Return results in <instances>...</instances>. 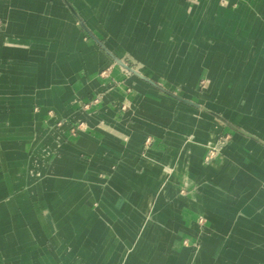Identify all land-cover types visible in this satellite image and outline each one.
<instances>
[{"label":"crops","instance_id":"crops-1","mask_svg":"<svg viewBox=\"0 0 264 264\" xmlns=\"http://www.w3.org/2000/svg\"><path fill=\"white\" fill-rule=\"evenodd\" d=\"M202 1L212 9L190 16L186 0H0V264H88L95 250L109 251L115 264H264V129L247 128L255 118L264 120V79L255 86L259 95L230 92L254 89L233 78L251 70V53L259 55L256 67L264 74V12L257 7L264 9V0L256 1V24L240 18L238 36L250 41L249 48L227 50L220 68L212 59L203 65L200 49L207 45L213 58L218 46H228L236 22L225 11L241 5L232 0L217 18L221 0ZM42 40L51 41L48 54L18 47ZM93 40L106 42L108 53ZM125 54L141 73L129 79L118 64L114 83L102 80L100 74ZM170 88L188 95L191 89L201 102L173 100ZM100 96L96 112L82 111ZM178 100L205 105L213 118L222 112L230 140L207 169L186 160L184 146L191 134L201 157L202 146L217 141L207 127L215 119L202 121L205 114L188 104L198 113L190 110L191 121L181 119L185 107L170 110ZM77 122L83 130L67 142ZM58 141L62 153L56 156ZM46 148L47 170L38 179ZM168 165L171 177L163 171ZM93 183L111 184L131 207L147 210L149 222L130 206L129 220H119L121 206H115L106 227L92 211ZM105 191L95 188L97 199ZM163 213L165 223L158 220ZM97 227L105 238L121 227L135 239L100 247L92 234ZM75 238L80 244H72ZM63 245L69 252L61 257ZM125 249L133 250L121 260Z\"/></svg>","mask_w":264,"mask_h":264},{"label":"rangeland","instance_id":"rangeland-1","mask_svg":"<svg viewBox=\"0 0 264 264\" xmlns=\"http://www.w3.org/2000/svg\"><path fill=\"white\" fill-rule=\"evenodd\" d=\"M72 1H78V0H72ZM84 1H86V2L90 1L91 2V1H97V0H84ZM100 1L106 3L107 0H100ZM199 1H197V0H186V3L184 5V8H185L184 12H186V13L187 12H190V14H189L190 16H195L196 15L195 10H197V9H199L202 12L203 11H207L208 9H210V10L212 9V8H209L208 7V3L207 2H204V1L199 2ZM216 1H218V0H216ZM256 1L257 0H250V6H251L250 12L252 14H255V12L256 13L258 12V8H256V6H257ZM198 2H199V4H198ZM230 2H232V0H221L220 1V4L221 5H218V6H220V8H216L217 10L215 12L216 13L215 16L217 18L223 17V16H221V13H220L221 11L223 12V10H225V9H228L229 10V6H230L229 4H230ZM257 7H259V11H260V6H257ZM231 10H233L235 12L237 11L236 9H233V8ZM89 37L90 36H86V40L90 41V38ZM95 43L98 44L97 46L101 50H104L105 52L108 53V51H107V45H105L106 42H100L99 41V42H95ZM50 44H51V41L50 40H42V41H36V42H26V43H22L18 47L23 48L25 50H29L30 52L34 50V51H40L41 53L48 54V52L50 50ZM258 57H259V55L257 53H251L249 55V58L251 60V61L249 60L250 69L251 70L248 73H240V74H236V75L233 74L234 80L239 81V80H237V78L238 79L241 78V79H243V81H245V82L247 81L248 84L246 83V86H248V85L249 86H254V89H252V88H245V89L242 90L241 88H237V89H234V90H230V92L233 91V96L241 97L243 95L242 93H244V95H247V93H250L251 94L253 92H255L254 95H259V92L260 91H257L256 88H255V86H261V83H262V81L264 79V77H263L264 74L262 72H259L258 69H257V67H256V61L258 60ZM118 61H120V60H118ZM121 63L125 64L128 69L134 71L135 73L136 72L141 73V71H142V66H140L139 64H137L127 54H125L122 57ZM116 65H118V63H117L116 60H114L113 64L110 63V66L108 68H106L104 72H102L100 74V78L102 80H110L111 82L114 83V77H113V75L116 74L115 73ZM124 70H125V72L122 71L121 74H123L124 76H127V78H129V79L132 78L133 75H135L132 72H130L129 70H126V69H124ZM228 77H230V73L228 74ZM203 82H204V80H203ZM166 90L172 95V96L170 95L169 97L171 99H173V100H175V97L184 98L185 100H190V96L191 95L186 94L183 90L171 89V88L170 89H166ZM131 91L132 90L130 89V91L128 93L130 94ZM222 95H223V93L220 94L219 96H222ZM229 95L232 96V94H228V96ZM103 98H104V96H100L97 99H95L94 101L85 104L84 105V108H82V111H84V112H87V111H94V112H96V109L100 105V103L102 102ZM183 105L184 106H187L186 103L183 104L182 101H179L178 100L174 105H172V106L170 105V110H174L176 112V109L179 108L180 106L181 107H184ZM241 106L242 105H232L233 108L235 107L237 109L241 108ZM197 107H198V109H196V110H198L200 113H202V114L204 113L205 115H210L211 114L209 108H207L205 105L198 104ZM218 107L220 108V110H222V109H224L225 106L222 105V106H218ZM227 107H229V106H227ZM37 111H38V109H37ZM218 115L219 116H216V118L214 117L215 120L212 121V122H209L208 123V126H207L209 128H212L213 131L218 134L216 143L214 145H212V146H208V147H205V148H203V146H202V148H201L202 149L201 150V157H199V156H197L199 154L196 151L197 149L196 148H192L193 145L196 144L195 143V140H194L195 138L191 134H190V136L188 135V137L186 138V141H185V146H184V153H185L184 155L186 156V158H185L186 160H188L190 162H194L192 160H194V158L197 157L200 160L204 159L207 163H209L212 160L217 159L219 156L222 155V153L226 149L224 147L227 145L228 141L230 140V136L231 135H228V134L224 133L225 130L227 131V126H226V122L222 119V112H221V114L218 113ZM49 116L55 117V113L54 112H50L49 113ZM198 116H200V115H198ZM201 118H202V121L207 119L205 116H201ZM66 121L67 120H65L63 122H59L58 123V128H60V126L62 124L64 125L66 123ZM83 125L84 124H81L79 122H77L76 125H73L72 126V129H71V132H70L71 133L70 134V137L68 139H66V141L67 142H71L72 140L79 138L80 133L83 130ZM205 127H206V125H205ZM57 144H58V148H57V151H56V156H59L62 153V148L60 146L63 143L58 141ZM151 144H152V141H151V143L149 141V143H147L145 145L146 147H144V152H143V155H142V157L144 159H146V155L148 154V151L150 149ZM47 150H48V148H46V156H43L41 154V157H40V163H41L40 164V169L39 170L38 169L35 170V178L42 179L44 177L45 171L47 170L46 167H47L48 161H49V160L44 159L45 157L48 156V151ZM191 157H192V160H191ZM81 159H80L81 161H85V157L84 156H82ZM170 165H168L167 168L165 170H163V171L165 172V174L167 172V175L171 177L173 175V173H172V170H171V166ZM172 169H173V167H172ZM75 171L73 170V172H75ZM102 185H98V184L93 183V184H90L89 187H88V193H89L88 196H90L92 198V200H93V201L90 202V204L93 205L92 211H94L95 213L98 214L97 219L100 220L101 222H104L103 224L106 225V227L107 226L111 227V220H112V218H111V215H109V213L112 214V211L115 209L114 208L115 206H121V209L119 211L122 212L123 217L120 218L119 220H122V221L129 220L128 215H127L128 214V211L127 210H128V207L130 206V203L128 202V200L121 199L118 195H116L114 193V191L112 190V187L113 186L111 184L110 185L102 184ZM98 187H104V188H106V191L104 193V196L101 195L99 197V199H97V195H95V192H94L95 188H98ZM113 199H115V200H113ZM117 200H120V201H117ZM121 202H122V204H120ZM131 208L133 210H137V212L141 213V215L146 219V221L149 222L150 217H148L147 214H146L147 210H144V209L143 210H140L141 208L138 209L137 207L134 206V203H133V206ZM115 212H117V211H115ZM200 224H201V227L204 226L203 225L204 224L203 223V220L200 221ZM134 225H136V226L138 225L137 227L139 229L142 228V226L139 227L140 224L137 221H134ZM139 234L140 235L138 236L137 240L135 241V244L133 245V247H135V245L138 246L141 243V237L144 236L143 235L144 232L143 233H139ZM74 242H75V245L80 244V242H79V240H77V238H75V239L72 240V244H74ZM81 249L82 248L77 249V252L80 253ZM131 250H133V249H130V250L125 249L121 253V258H122L121 260H124V257L126 255H129V253H131L130 252ZM64 252H66V254H68L69 250L68 249H65L64 250V245H63L62 248H59L58 249V254H60L61 257H64L66 255ZM92 253L93 252L91 250H89V255H91ZM74 257H77V254Z\"/></svg>","mask_w":264,"mask_h":264},{"label":"bare ground","instance_id":"bare-ground-1","mask_svg":"<svg viewBox=\"0 0 264 264\" xmlns=\"http://www.w3.org/2000/svg\"><path fill=\"white\" fill-rule=\"evenodd\" d=\"M235 2H237L238 4L241 5L240 11H237V12H235L233 10L225 11L226 17L228 19H230V21L236 22L235 25H233L231 27V29H230V34H229V37H228V39H229L228 40V46L227 47H225L224 45H222L220 47L218 46L216 48V50H217L216 51V55H213V58H211V57L208 58V54L210 52V49H209V47L207 45L203 44V46H201L202 48L200 47L201 48L200 49V56H201L200 59H201V63L202 64L204 63L203 65L208 66V65H210L209 63H211L212 60H215L214 61V65L216 67L220 68V67L223 66V62L225 60V59H223V57H224L225 53L230 51L229 54H231V53L233 54V52H235L236 50H239V49H241V50L243 49L244 50L246 48H249L250 41H243V38L238 36V32H240V26H239L240 18H241L242 15H246L248 23H250V25L256 24L257 13L255 12V14H252L250 12V10H251L250 0H235ZM262 12H264V9L260 8V14H262ZM261 16L263 17V15H261ZM236 34H237V36H236ZM203 58H206V59H203ZM204 60H206V61H204ZM118 68L121 71L125 72V70L123 68H121L119 66H118ZM226 85H227V83H225V85H224L225 88H226ZM146 86H148V85H146ZM224 87H223V91L225 90ZM149 88H151L154 92H158L157 90H155L152 87H149ZM187 90L192 93L191 97L195 101L201 102V101H198V96H199L198 93H196V92H194V91H192L191 89H188V88H187ZM202 103H205L206 105H208V107H213V105L210 102L206 101L204 98H202ZM184 107L186 109L182 110V112L180 113V118L183 119V120H186V121H191L188 112H190V110H191V112L198 113V111H196L194 109H191L189 106H184ZM262 115L264 116V111H263ZM204 116H206L207 118H209L211 120L214 119L213 117L208 116V115H204ZM256 124H258L260 126V128L264 129V120L257 121L256 118L251 121L250 125H252V126L250 127L249 124H248L247 128L249 130L258 129V127H256ZM191 160H192V157H191ZM192 161H194L196 163H199L202 168H206L207 169L209 167V163H207L204 159L200 160L199 158L195 157L194 160H192ZM143 182L144 183L148 182L147 178L143 179ZM165 216H166V213H163L162 215H159V217H158L159 219L158 220L160 222H162V223H165L166 222ZM92 232H93L92 234H93L94 240H96L99 243L100 247L101 246H105V247L107 246L109 248V246L112 244V242L116 241L115 244L118 245L119 241L123 242L127 238H130V240H134L135 239V234L130 233L129 230L123 229L121 227H117L116 228V234L120 236V238H121L120 240L114 239L115 238L114 235H116V234H114V232H112L108 237L105 238V236L103 235V233L105 231L100 230V232H99V228L98 227L92 229ZM204 234H205V232H201V235H204ZM103 239L106 241L105 244L100 242V240H103ZM121 247H123V246H121ZM108 252L102 253V251H100V250H95L94 257L88 262V264H115L113 261L112 262L109 261L110 256H109ZM133 259H135V257H133ZM115 262H116V260H115ZM126 264H129V262L126 263Z\"/></svg>","mask_w":264,"mask_h":264},{"label":"water","instance_id":"water-1","mask_svg":"<svg viewBox=\"0 0 264 264\" xmlns=\"http://www.w3.org/2000/svg\"><path fill=\"white\" fill-rule=\"evenodd\" d=\"M118 64H119L120 66H122L124 69L129 70V71L132 72L133 74H136L134 71L128 69V68H127L126 66H124L122 63L118 62ZM186 104L190 105L191 107H194V108L198 109V107L195 106L194 104H191V103H189V102H186Z\"/></svg>","mask_w":264,"mask_h":264}]
</instances>
